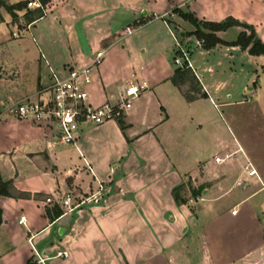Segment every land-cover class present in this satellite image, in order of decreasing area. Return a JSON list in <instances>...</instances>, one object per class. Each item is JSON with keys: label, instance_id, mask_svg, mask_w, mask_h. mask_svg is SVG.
Instances as JSON below:
<instances>
[{"label": "crops", "instance_id": "0c3cea01", "mask_svg": "<svg viewBox=\"0 0 264 264\" xmlns=\"http://www.w3.org/2000/svg\"><path fill=\"white\" fill-rule=\"evenodd\" d=\"M3 1L7 6L27 3L15 12L20 25L27 11L38 8L28 6L36 0ZM171 11L174 18L168 26L158 16ZM178 11L214 23L232 17L252 26L264 43V0H54L46 5L42 18L20 28L0 8V25L14 29L0 38V82L5 84L6 98H45L50 69L87 65L100 44L104 45V60L92 71L89 87L94 105L124 86L146 84L122 116L123 130L117 120L110 121L96 126L97 137L90 138L86 130L92 127H88L72 145L56 141L53 131L1 112L0 179L8 184V196H0V264L33 263V248L46 259L44 264L58 260L55 253L59 250L68 256L58 264H264V156L253 154L240 138L231 135L232 141H226L221 137L226 124L218 109H230L238 102L231 101L232 93L225 81L216 78L211 62L193 60L199 43L195 36H185L194 27ZM53 14L56 22H64L73 44L66 40L62 58L52 56L44 44L42 49L38 46L34 85L23 90L16 83L10 90V72L19 66L27 71L29 66L21 57L7 56L12 35L29 31ZM138 18L149 21L134 35L124 33L120 45V35ZM76 24L79 36L74 31ZM241 31L232 27L216 36L232 42ZM177 43L188 52L189 70L198 81L193 100L186 98L194 95L189 82L179 87L171 82L178 68L171 63L172 47L178 55ZM217 49L234 58L247 53L221 45L206 51ZM251 57L260 58L264 68V56ZM9 105L0 102L4 109ZM191 109H213L217 114L213 160L200 161L208 139L201 117ZM167 110L178 111V131L171 128L166 133ZM238 148L243 153L237 152L222 165L214 163V157H225ZM61 149L74 151L85 166L92 164L93 187L65 168ZM247 164L256 176H247L243 169ZM99 184L103 185L100 197H91ZM179 186L184 187L182 192L194 191L198 199L190 196L185 204L176 205L172 191ZM235 190V202L218 210L215 202ZM67 193L86 201L77 210L49 220L45 210H62L56 202ZM47 198L54 199V205H46ZM198 201L207 203L206 207H193ZM22 216L24 224L19 223Z\"/></svg>", "mask_w": 264, "mask_h": 264}, {"label": "rangeland", "instance_id": "374dc122", "mask_svg": "<svg viewBox=\"0 0 264 264\" xmlns=\"http://www.w3.org/2000/svg\"><path fill=\"white\" fill-rule=\"evenodd\" d=\"M17 22L19 28L22 27V25H25V22H22L20 25L19 19ZM145 24L136 29L131 35H134L138 32V30L145 27ZM78 29L79 24L74 25V31L76 35ZM13 30L14 29L6 28L4 24L0 25V38L3 37V34L10 35ZM87 31L88 36H90L89 34H91V29H88ZM124 33L125 32L120 35L121 38L118 41L120 45L124 43V38L126 37ZM12 37L13 43L12 45H9V47H12V49L8 48L9 55L7 54V56L13 58L21 57V59L26 61L29 66L27 71L26 67L19 66L16 72L12 70L10 74L8 73L12 80L11 84L8 83V85H10V90H12L16 83L18 86H20V89L23 88V90L27 89L32 84L34 85V62L39 56L38 49L39 47L41 48V45L44 44L45 48H48V52L52 54V56H58L59 58H62L64 57L66 50V40L71 41L72 44L74 42V40L70 39V37H74H69V33L64 22L61 20L59 23L56 22L54 14L47 16L37 24H33V27L31 29L29 28V31L26 29L16 31ZM72 44H70L71 49H73ZM103 46V44H100V48L98 50H101ZM175 52V47H172L171 63L173 66H175L173 64V59L176 55ZM239 55V57L234 58V55L229 54L228 51L223 49H217L213 53H209L201 46L196 45V48L193 52V60L200 63L204 61L211 62L216 73V78L218 77L219 79L225 81V85L232 93L231 101L238 102L233 104L230 109H218V112L225 120L226 124L225 131L221 132V137H224L226 141H232L231 135H233L236 139L240 138L243 140V142H245L247 148L253 154L264 156V68L261 67L263 62L260 58H253L247 53ZM17 77H19L18 79L20 80L14 82ZM4 85V82H0V102H3L5 105L20 102L16 101L17 99L6 98V96H4ZM246 88H251V90L248 91ZM3 110L4 108L0 107V115ZM191 112L192 114L196 112L197 115L201 117V121L204 124L203 128L208 139V145L205 146V152L201 154L200 161L213 160L216 147L211 144H213L214 135H216L215 133L218 122L217 114L213 109H191ZM166 114L170 116L169 123L167 126H165L166 133H170L172 130L171 128L178 131V111L173 113L167 110ZM86 131L88 132L87 137H97L98 132L96 131L95 127L89 128ZM59 152L60 155H62V158H64L63 161H65L67 164L65 168H70L73 172V175L79 176L84 184H91L93 187L90 172L87 170V166L84 165L83 158L79 160V156L74 151L69 149H61ZM88 164L91 166V168H93L92 164L89 162ZM110 171V176L112 179H114L112 170ZM197 190V194H199L200 188ZM235 193L236 190L235 192H230L218 199L214 204L215 207L218 210H223L230 207L235 202ZM182 196L187 200V198L194 195L190 194L189 191H186L185 189L182 192ZM196 196L197 195H195L194 198H196ZM206 204L207 203H201L198 201L193 205V207L200 206L204 208L206 207ZM191 209L192 208H188L190 211ZM60 211L61 213L63 212V210ZM33 244L35 245L36 242L34 241ZM33 255V263H35L37 258L35 253ZM57 259L58 260L47 262L46 264H58L63 258L57 257Z\"/></svg>", "mask_w": 264, "mask_h": 264}, {"label": "built area", "instance_id": "2783aa9c", "mask_svg": "<svg viewBox=\"0 0 264 264\" xmlns=\"http://www.w3.org/2000/svg\"><path fill=\"white\" fill-rule=\"evenodd\" d=\"M28 6H37L36 2L28 3ZM160 20L168 26L174 18V13L167 12L158 16ZM140 19L125 28V34L131 35L136 29L140 28ZM172 36L176 39L175 34ZM199 45L203 41H198ZM178 55L173 59V63L178 68L191 69L189 54L177 43ZM104 60V51H96L87 65H73L61 71L50 69V82L44 93L45 98L30 101L23 100L13 103L4 109V115L20 121H28L38 125L48 131L54 132L56 141L66 145L75 144L82 131L88 127H96L106 122L116 121L122 117L126 111L132 106V101L140 96L146 89L145 83L131 84L120 88L115 95H111L103 103L94 105L90 99L89 87L92 83L91 73L98 69ZM237 152L243 153L240 148L233 153H229L225 157H214V163L222 165ZM244 172L248 177L256 176L250 164L244 168ZM87 170L92 173L91 168L87 165ZM246 186L245 182L240 184ZM103 191V185L99 184L98 190L91 197H100ZM198 198H196L197 200ZM86 200L72 193H67L56 204L63 210L62 215L71 213ZM192 202V200H190ZM46 205H54V199H45ZM236 210L232 211L235 214ZM25 217H20L19 223L24 224ZM31 238L29 239V242ZM33 248V246H32ZM36 256L35 264H44L45 258H42L33 248ZM68 254L65 251H57L55 257L66 258Z\"/></svg>", "mask_w": 264, "mask_h": 264}, {"label": "trees", "instance_id": "16d2710c", "mask_svg": "<svg viewBox=\"0 0 264 264\" xmlns=\"http://www.w3.org/2000/svg\"><path fill=\"white\" fill-rule=\"evenodd\" d=\"M52 1L54 0H36V2L39 4V7L33 11H27L25 13V15L23 16L25 24L29 25L37 21L38 19L42 18L44 16V9L46 5L50 4ZM1 7L5 8L8 11V13L12 17V22L16 23L18 17L15 14V12L21 11L22 9L26 8L27 3L24 2V3H18L13 6H7L3 0H0V8ZM178 16L182 20L189 22L194 27V31H192L191 33H186L185 36H195V38L198 41H203L201 46L205 50H211L215 48L217 45H221L227 47H238L240 48V50L246 51L250 56H264V43L257 38L254 28L250 25L241 23L232 17H227L224 21L220 23H214V22L198 21L192 16V14L182 13L180 11H178ZM148 21H149L148 19L141 18L140 24L143 25ZM232 27H237L242 29V31L238 34L235 41L226 42L216 36L217 32H225ZM171 82L177 87L189 82L190 92H192L194 95L188 94L186 95V98L188 100L195 99V94L197 93L196 87L198 86V81L194 77V75H192L189 69L177 68L174 71V75L171 78ZM121 119L122 117L118 118L117 122L120 129L123 130V123ZM7 185H8L7 183L3 182L0 179V196H8V192L6 190ZM183 189H184L183 186H179L173 189L172 191V197L176 205L185 204L186 202V199L182 196ZM191 194L195 195L196 193L194 191H191ZM45 214L51 221H53L54 218H58L62 215L61 211L55 208H53L52 210L46 209ZM0 222H1V211H0ZM28 264H33V263L30 261L28 262Z\"/></svg>", "mask_w": 264, "mask_h": 264}]
</instances>
